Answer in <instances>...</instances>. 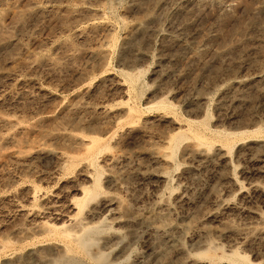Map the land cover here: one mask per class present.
<instances>
[{"label": "rangeland", "instance_id": "rangeland-1", "mask_svg": "<svg viewBox=\"0 0 264 264\" xmlns=\"http://www.w3.org/2000/svg\"><path fill=\"white\" fill-rule=\"evenodd\" d=\"M10 8L25 16L0 31V264H55L36 227L76 218L106 221L109 264H264V0ZM187 129L206 142L171 158ZM92 138L103 194L78 215Z\"/></svg>", "mask_w": 264, "mask_h": 264}, {"label": "bare ground", "instance_id": "bare-ground-1", "mask_svg": "<svg viewBox=\"0 0 264 264\" xmlns=\"http://www.w3.org/2000/svg\"><path fill=\"white\" fill-rule=\"evenodd\" d=\"M23 16H25V13L24 14L23 12L18 13L13 8H10L5 11H0V31L2 27H4L3 26L5 24L4 22L8 17H12L15 20L19 21L23 18ZM128 78L132 84L135 83V78L132 75H129ZM130 112H134V110L130 109ZM200 125L204 126L200 123L199 124L197 123V126L200 127ZM189 138H192L201 144L206 142V139L198 131L195 130L192 131L190 129L180 130L176 135L172 136L170 139L169 146L171 149V154H170L171 158H173L176 153V149L178 148L177 145H179L182 140ZM216 138L219 140H223V137L221 135H216ZM225 140H229V139H225ZM104 149H107V146L101 145L98 138H92L91 146L86 149L84 160H87L88 167H92L95 172L89 174L90 175L89 178L92 179L93 182L92 186L89 188H83L82 189L83 197L81 199H76L74 202L77 207L76 209L78 210V215H81L89 204L97 200L103 194V188L101 182L102 175H101V171L98 168L96 155L98 152ZM33 199L37 200V195H34ZM111 201L113 200H110L109 203H112ZM73 207L75 209V206ZM106 227L107 226L105 220L100 221L98 223H84L83 220H81L80 218H76L72 220V224H70V226H66V225L57 226L54 224L42 223L40 225H37L36 231L43 232L46 235L45 239L55 243L54 247H56L59 250L58 251L59 257H57L58 259L54 262L55 264H80L78 262L79 259L81 260L83 259V261H87V262L89 261V263L91 264H109L108 263L109 255L99 250L100 243L102 239H104L102 236L106 232L105 230ZM37 243L39 244L40 241ZM8 246L9 245L4 246L3 249H6ZM0 247H2L1 244ZM95 248L98 249L97 252L93 251ZM42 252L43 251L40 249L39 250L35 249L34 251L30 252L25 259H29V258L42 259L41 258L43 256ZM214 254L215 251L209 249L206 252H203L199 255L202 258L208 259L214 257L215 256ZM227 257L228 260L234 263H247V257L242 256L236 252L232 253V255ZM224 258L226 259V255Z\"/></svg>", "mask_w": 264, "mask_h": 264}]
</instances>
